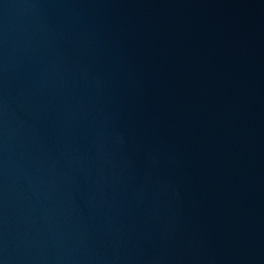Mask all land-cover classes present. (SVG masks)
Segmentation results:
<instances>
[{
	"label": "water",
	"instance_id": "water-1",
	"mask_svg": "<svg viewBox=\"0 0 264 264\" xmlns=\"http://www.w3.org/2000/svg\"><path fill=\"white\" fill-rule=\"evenodd\" d=\"M0 264H264V0H0Z\"/></svg>",
	"mask_w": 264,
	"mask_h": 264
}]
</instances>
